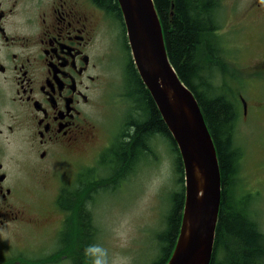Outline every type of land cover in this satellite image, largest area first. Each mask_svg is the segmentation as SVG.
I'll list each match as a JSON object with an SVG mask.
<instances>
[{
  "label": "flooded vegetation",
  "instance_id": "1",
  "mask_svg": "<svg viewBox=\"0 0 264 264\" xmlns=\"http://www.w3.org/2000/svg\"><path fill=\"white\" fill-rule=\"evenodd\" d=\"M239 8L234 27L242 43L227 59L220 10L216 13L218 62L212 71L239 79L237 92L230 87L237 99L231 137L237 158L230 193L238 210L258 224L264 248V188L248 186L244 174L246 153L264 152V0H242ZM116 41L123 56L126 51L132 55L119 0H0V244L2 232L48 227L52 212L61 224V251L66 246V222L74 211L59 206V195L49 208H29L21 188L29 176L51 173L58 158L79 159L96 142L93 114L102 96L113 92ZM134 111L131 119H136ZM84 184L77 182L78 202ZM83 211L81 203L75 216ZM4 246L0 251L8 250Z\"/></svg>",
  "mask_w": 264,
  "mask_h": 264
},
{
  "label": "rangeland",
  "instance_id": "2",
  "mask_svg": "<svg viewBox=\"0 0 264 264\" xmlns=\"http://www.w3.org/2000/svg\"><path fill=\"white\" fill-rule=\"evenodd\" d=\"M218 1L224 27L221 38L224 46H227L223 57L227 59L236 53L233 48L237 49L242 43L241 36L234 27L239 20L242 0ZM114 50L117 56L112 71L113 92L107 97L102 96L100 106L93 114V122L98 131L96 142L86 146L85 153L81 154L79 159L62 157L55 160L51 173L44 177L29 176L26 179L27 183L21 188L23 202L29 208H49L61 188L73 185L72 189L76 187L81 170L83 172L92 170V173L84 174L79 181L112 176H107L109 171L99 163L101 155L106 150L105 146H111L122 134L125 121L136 107L137 110L133 114L136 115V121L144 118L143 111L139 109L142 97L136 88L130 87L131 77L125 74V67L131 56L127 51L124 52V56L122 55V48L117 41ZM230 65L229 63V67ZM218 75L213 82L216 85L225 82L230 94L236 99V94L230 87L237 92L235 86L239 81L238 76L228 73ZM124 90L125 99L121 95ZM261 122L264 123L263 117ZM239 139L245 143L242 134ZM149 142V152L147 149L146 153L137 158L138 161L134 162L133 168L124 179L96 192L91 189L83 195V201L78 204L80 207L83 203L84 212L93 217L99 238L97 243L91 245L98 244L107 250L109 264H113V261H118L119 264L153 263L159 252L157 235L164 228V215L169 203L171 204V192L181 188L176 172V158L168 140L161 135H155ZM245 161L244 174L248 186L251 184L254 188H264V152L260 149L257 152L246 153ZM261 201L264 203L263 199ZM75 214L77 210L67 219L68 236L62 251L61 246L59 247L61 224L56 218L57 215H53L52 212L49 215L50 225L46 228L36 229L28 225L18 229V234L2 232L4 238L0 245H5L8 250L0 251V264H7L3 263L4 261H9L10 264H91L89 257L85 255L82 257L79 253L84 230L80 231L81 226ZM12 260L17 262L13 263Z\"/></svg>",
  "mask_w": 264,
  "mask_h": 264
},
{
  "label": "trees",
  "instance_id": "3",
  "mask_svg": "<svg viewBox=\"0 0 264 264\" xmlns=\"http://www.w3.org/2000/svg\"><path fill=\"white\" fill-rule=\"evenodd\" d=\"M154 3L161 19L170 61L199 102L214 139L222 169L223 200L211 264H257L264 260L258 224L238 210L237 202L232 201L230 193V178L234 175L237 158L231 150L237 100L230 94L225 82L217 85L213 82L219 76L213 74L212 70L217 67L218 62L214 53V43L217 40L214 31L219 24L216 13L220 9V3L218 0H154ZM125 72L131 77L130 87L136 88L142 97L139 109L143 111L144 118L136 121L129 117L125 121L122 134L101 155L100 165L109 171L107 176H112H99L95 180L87 181L83 190L87 194L91 189L96 192L103 187L115 185L127 176L134 162L138 161L137 158L150 148L149 140L153 136L161 135L166 138L176 158V172L181 185L178 191L171 192V204L169 203L164 215V228L157 235L159 252L152 264H166L174 251L182 222L185 201L184 164L178 146L143 83L132 57ZM91 171L85 174L92 173ZM79 188H64L58 199L59 206L70 211L78 210V199L81 197L80 192L77 197ZM80 215L77 221L81 226L80 231L84 230V238L83 244L79 245V253L84 257L85 249L98 242L99 233L91 214L83 211Z\"/></svg>",
  "mask_w": 264,
  "mask_h": 264
},
{
  "label": "water",
  "instance_id": "4",
  "mask_svg": "<svg viewBox=\"0 0 264 264\" xmlns=\"http://www.w3.org/2000/svg\"><path fill=\"white\" fill-rule=\"evenodd\" d=\"M132 57L184 164L182 223L167 264H211L222 203L214 139L194 92L172 65L154 0H119Z\"/></svg>",
  "mask_w": 264,
  "mask_h": 264
},
{
  "label": "clouds",
  "instance_id": "5",
  "mask_svg": "<svg viewBox=\"0 0 264 264\" xmlns=\"http://www.w3.org/2000/svg\"><path fill=\"white\" fill-rule=\"evenodd\" d=\"M85 256L90 258L91 264H109L107 250L98 244H93L85 249ZM113 264H119L118 261H113Z\"/></svg>",
  "mask_w": 264,
  "mask_h": 264
},
{
  "label": "bare ground",
  "instance_id": "6",
  "mask_svg": "<svg viewBox=\"0 0 264 264\" xmlns=\"http://www.w3.org/2000/svg\"><path fill=\"white\" fill-rule=\"evenodd\" d=\"M119 134V133H118ZM25 200V199H24ZM11 208V207H10ZM61 210V209H60ZM61 226V225H60ZM66 226V225H65Z\"/></svg>",
  "mask_w": 264,
  "mask_h": 264
}]
</instances>
